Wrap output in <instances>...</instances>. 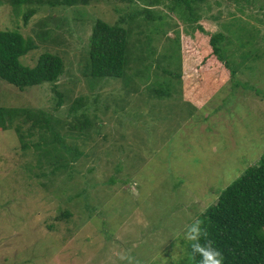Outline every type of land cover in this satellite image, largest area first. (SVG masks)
Here are the masks:
<instances>
[{
    "label": "rangeland",
    "instance_id": "obj_1",
    "mask_svg": "<svg viewBox=\"0 0 264 264\" xmlns=\"http://www.w3.org/2000/svg\"><path fill=\"white\" fill-rule=\"evenodd\" d=\"M188 1L197 23L174 0H84L42 5L24 26L27 6L15 11L3 0L0 30L35 42L46 36L21 63L33 67L49 52L64 71L55 84L59 107L52 84L19 91L2 80L0 107L43 111L78 152L69 155L51 144L50 131L20 117L0 129V264H126L121 254L141 264H191L187 227L264 155V0ZM123 18L127 60L142 63L136 55L145 53L146 64L122 79L86 77L94 22ZM133 18L144 28L131 26ZM154 26L156 33H139ZM209 33L225 36L218 45L236 75L213 74L202 87L201 74L180 70L172 39L206 45ZM84 116L92 124L77 131ZM55 154L67 162L54 163Z\"/></svg>",
    "mask_w": 264,
    "mask_h": 264
},
{
    "label": "trees",
    "instance_id": "obj_2",
    "mask_svg": "<svg viewBox=\"0 0 264 264\" xmlns=\"http://www.w3.org/2000/svg\"><path fill=\"white\" fill-rule=\"evenodd\" d=\"M80 1L84 0H8L16 8L15 11H18L17 9L22 6H27L22 14L24 26L28 24L42 5L73 7L78 5ZM174 1L184 5L188 14L187 21L197 23V18L194 17L188 0ZM238 1L249 2L250 0ZM2 2L3 0H0V5H2ZM145 12L146 20L155 23L154 17L151 15L152 12L148 9ZM158 19L160 22L163 20L161 16L157 15L156 21ZM49 20L54 19L49 18L46 21ZM124 23L127 24L124 18L118 22V25H109L101 20L94 22L89 35V69L88 72L84 73L86 77L122 79L126 76L129 67L132 66L134 71L139 67H144L146 63L143 62L145 58L143 52V56L136 55L138 61L142 63H136L134 60L129 63L127 60L128 31L122 25ZM130 25L135 26L137 29L144 28L135 18H133ZM44 26H47V22L44 23ZM160 26L164 25L161 24ZM154 28L149 31L141 30L139 33L142 36L145 35V32L151 33L153 31L156 33L158 28L156 26ZM196 29L203 34L204 30L200 25H197ZM207 36L208 44L206 43V45L192 46L186 40V43L183 42L180 47L175 39H172L174 45L171 48L174 56L179 50L177 61L181 71H191L190 74H201L202 78H199V82L202 87L206 85V82H209L208 79L213 74H229L230 78L236 75V71L231 63L224 58L218 45L219 42L225 40V36L222 33H209ZM45 41V33L37 36V42H35L30 37H24L18 31L0 30V80L12 85L19 91L49 83L53 85L52 91L55 92V84L64 71L63 62L59 56L49 52L41 53L33 67L25 66L20 61V58L37 49L38 44L46 43ZM134 64H136V67ZM187 64L189 66L193 64V66L187 69ZM164 72L167 73L166 68ZM236 84L234 82V85ZM167 86H170V84ZM55 94L58 97L56 107H59L62 95L57 92ZM190 95L187 94V96ZM78 104L81 105L80 99ZM71 111H74V109ZM19 117L23 122L30 121L31 128L37 127L40 131H50L51 144L59 145L60 149L67 151L69 155H71V151L78 152L77 147L64 146V139L61 138L58 131H52L51 118L43 111L0 107V129L8 130L11 128L13 121L18 120ZM91 124L92 122L84 116L73 127L77 131H81ZM14 128L20 140H22L23 137L19 133L20 126L17 125ZM27 135L29 136L31 133H27ZM25 147L26 144L22 148ZM54 149L55 147L52 150ZM62 157L60 154H55L52 158L55 159L54 163L56 164L59 162L66 163L67 161H63L64 158ZM61 165L65 167L64 164ZM62 215L67 218L69 212L64 211ZM198 219L207 229L209 238L214 242V247L222 252L223 264H264V155L261 156L256 165L249 166L239 178L220 191L217 194L216 203L208 207ZM187 254L191 264H199L200 257L198 255L193 256L191 242L187 245Z\"/></svg>",
    "mask_w": 264,
    "mask_h": 264
},
{
    "label": "clouds",
    "instance_id": "obj_3",
    "mask_svg": "<svg viewBox=\"0 0 264 264\" xmlns=\"http://www.w3.org/2000/svg\"><path fill=\"white\" fill-rule=\"evenodd\" d=\"M184 238L191 242L193 256L200 257L199 264H223L222 252L214 247V242L209 238L207 229L199 219L187 227ZM119 258L126 264H141L136 257L130 254H121Z\"/></svg>",
    "mask_w": 264,
    "mask_h": 264
},
{
    "label": "crops",
    "instance_id": "obj_4",
    "mask_svg": "<svg viewBox=\"0 0 264 264\" xmlns=\"http://www.w3.org/2000/svg\"><path fill=\"white\" fill-rule=\"evenodd\" d=\"M194 92V91H193Z\"/></svg>",
    "mask_w": 264,
    "mask_h": 264
}]
</instances>
